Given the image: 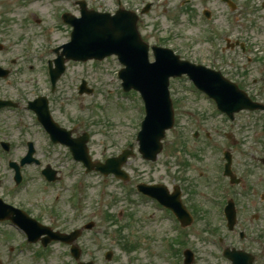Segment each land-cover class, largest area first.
Masks as SVG:
<instances>
[{
  "label": "rangeland",
  "instance_id": "374dc122",
  "mask_svg": "<svg viewBox=\"0 0 264 264\" xmlns=\"http://www.w3.org/2000/svg\"><path fill=\"white\" fill-rule=\"evenodd\" d=\"M185 1H155L154 9L141 17L138 30L143 40L150 46L172 47L170 49L176 55L194 64L229 73L230 69L225 62L233 61L231 54L217 57L216 65L210 63L209 44L204 39L207 31L199 20V11L203 7L214 16L212 22L216 26V39L220 46H225L224 38L230 28L241 29L250 47L247 55L256 61L264 60V7L260 5L261 0L251 3L258 12L252 11L242 19L224 17V8L215 2L207 4L201 0L194 1L181 8ZM112 2L87 0L88 7L107 12L114 8ZM240 3L244 4L245 1ZM54 7L60 9V12L69 11L78 16V10L71 3L59 0H0V44L3 48L0 51V65L11 71L8 78L0 80V99L18 100L25 105L27 100L37 96L46 97L61 127L73 130L74 136L82 132L88 134L87 148L92 161L103 163L132 144L134 155L122 166L129 181L122 182L111 175L102 176L97 172L86 174L81 165L71 163L65 149L50 146L41 139V133L31 125L29 113L21 111L23 115H20V122L16 124V114L4 110L0 113V138L11 143L7 158L18 162L23 156L25 150L18 140L21 135L24 141H34L37 145L36 157L44 166L49 165L60 172L59 177L62 179L51 187L44 185L37 175L39 170L30 166L21 171L23 182L15 187L13 173L5 166L6 160L3 163L0 154V193L6 196V200L15 195L16 202L24 206L32 218L59 232L67 233L82 221L93 222L97 232L84 233L76 242L81 250L80 260L106 264L104 251L111 250L113 256L108 264L180 263L181 256L173 253L177 249V234L161 219L159 213L151 209L149 201L138 199L133 193L134 187L145 183L163 184L171 189L174 184L178 185V180L184 183L187 178H195L198 171H206L205 168H208L213 178L217 152L208 148V144L204 145L203 137L194 138L193 133L201 129L211 131V141L219 143L222 140L219 138L221 129L237 132L236 137L246 141V146H249L255 139L264 142V125L257 119L248 120L245 114H240L231 123H225L219 116L210 114L209 102L193 94L185 80H172L169 92L176 128L165 133L161 141L162 150L155 162L143 160L137 152L135 141L139 120L143 118L135 108L139 110L142 102L135 92H121L120 81L116 76L121 66L113 56L101 62L67 63L56 88L52 93L49 92L50 85L43 74L42 60L45 56L52 57L50 48L64 43L69 37L66 28H59L52 21ZM32 19L41 21L42 30L36 27ZM235 36L232 34L228 37L232 39ZM29 56L36 59L28 63L25 58ZM236 60L242 61L244 58L240 56ZM12 61L16 64H11ZM28 64H32L33 70L26 67ZM81 80L85 81L86 87L93 89L92 94H78ZM260 87V100L264 102V84L261 83ZM187 111L194 113V116L186 115ZM73 126L76 128L72 129ZM239 126L241 130H238ZM215 130L218 132L214 133ZM177 140L183 142L184 148L177 149L180 155L190 158V175L187 174L183 179L179 178L184 173L180 172L181 167L177 163ZM255 179L248 177L249 188H252ZM79 213L82 216L80 222L71 221ZM8 231L10 229L0 226V241L8 238ZM161 236L165 238L160 239ZM207 236L201 218L194 226V233L188 238L189 245L196 251L192 264H208L207 259L211 260V264H226L223 260L206 256L210 250L206 245ZM63 254L65 248L52 245L49 254L38 258L36 264H59Z\"/></svg>",
  "mask_w": 264,
  "mask_h": 264
},
{
  "label": "flooded vegetation",
  "instance_id": "af4514ba",
  "mask_svg": "<svg viewBox=\"0 0 264 264\" xmlns=\"http://www.w3.org/2000/svg\"><path fill=\"white\" fill-rule=\"evenodd\" d=\"M194 1L200 0H188L187 4ZM201 1L207 4L213 2L216 4L221 3L226 7L222 0ZM241 1L228 0L232 16L242 19L246 14L252 13V11L258 12L255 7L251 6L254 0H243L245 1L244 4L240 3ZM262 6L264 7V2ZM129 8L127 5L121 9L127 10ZM200 10L202 14L204 11H208L209 17H214L210 10H206L203 7ZM139 22L140 20L138 24ZM228 34L229 36L236 34V36L232 39L228 36L224 38L225 48H220L218 57L221 58L231 54L233 61L225 62L230 69L229 73L221 72L226 78H228L227 75L233 76V78H228V80L234 82L240 90L245 91L250 99L260 100L262 95L260 86L261 83L264 84V60L256 61L249 57L242 61L236 60V58L240 59V56L243 58V55L250 47L245 38H243V31L240 32L235 29ZM16 102L19 103L18 101ZM240 114L256 115L249 117L248 120L257 119L260 121L261 118L264 119V113L260 111H243L236 114L231 121H234ZM220 116L223 117L225 123L229 121L225 116ZM221 130L222 136H219V138L222 140L219 142L218 150L212 148L213 141L209 142L212 135L208 131L201 129L200 132H195L194 134L195 138L203 135L206 139L203 141L204 145L208 144V148L217 152L215 156V176L212 178L209 175V171H207L208 168H205L206 171H198L195 178H187L184 183L178 180V185L174 184L171 189H168L170 194L174 190L179 192L181 204L180 213L177 217L167 211V214L175 220L178 231L177 238H175L177 249L173 253L174 255L182 256L183 252L188 250L193 255L196 254L195 249L189 245L188 238L194 233V226L197 221L202 218L205 233L208 235L206 237V245L210 248L206 253L208 258L220 259L226 264H230L223 256L224 251H239L247 255V257H251L252 264H264V142L255 139L249 146H246V141L236 137L238 135L237 132ZM238 130H241V126L238 127ZM217 132L218 130H215L214 133ZM181 143V141L176 142L177 145H181ZM189 160L190 158L186 160L180 159L179 161L180 172L184 173V175H180L179 178L181 179L187 174L190 175ZM225 169L231 171V174L236 179L235 182L231 183L229 178L223 175ZM250 176L256 177L254 183L251 184L252 188H249L247 184V179ZM1 188L2 181L0 180ZM15 198V195H11L6 200V196L0 193V200L8 203L12 202L15 207L22 208L29 214L24 206L14 202ZM73 222H80V220L78 218ZM6 223L9 224L8 222ZM181 223L187 224V227H182ZM85 224L87 223L82 221L77 228L82 229ZM91 225L93 227L87 232L82 231L79 238H82L84 233L97 232L94 224L92 223ZM20 234L21 232L19 231L15 235L10 233L8 238L0 241L2 246V251L0 252L2 264H36L35 259L18 257L24 240ZM27 259L29 260L28 263Z\"/></svg>",
  "mask_w": 264,
  "mask_h": 264
},
{
  "label": "water",
  "instance_id": "95a60500",
  "mask_svg": "<svg viewBox=\"0 0 264 264\" xmlns=\"http://www.w3.org/2000/svg\"><path fill=\"white\" fill-rule=\"evenodd\" d=\"M68 22L73 26L71 42L62 47V55L55 61L56 69L52 70L53 77H58L62 73L65 60L84 61L89 58L102 59L112 53L117 54L120 62L126 66L119 73L123 81L124 90L128 91L131 88L138 90L145 103L146 117L137 137L139 152L144 159L154 161L161 150L160 140L164 136V131L171 128L173 124V112L167 90L169 76L187 73L189 76L196 78V81L200 85L199 87L210 91V81L206 72L197 70V68L186 62H179L176 57H170L168 51L157 48H153L156 62L149 65L146 59L147 48L140 43L135 30V19H127V24H119L115 27L113 24L117 21L112 17L98 13L82 12L80 19L68 20ZM120 31L124 32L125 36H128V39L131 37L133 45L137 44L138 47H126V43L121 38ZM157 51L160 52V55ZM5 75L6 72L0 71V76ZM79 92L88 91L84 89L83 85ZM34 103L39 104V109L36 110L39 119L44 122V126L50 134H56L58 128L49 120L45 100L38 99ZM217 103L222 111L228 113H233L240 109L259 107L258 105L251 104L241 93L229 91L226 96H220ZM3 105H6V103L0 102V107ZM30 105L32 106V104ZM58 139L71 147L74 157L83 162L87 171L95 169L104 175L112 173L117 178L126 179V175L120 170V167L126 162L127 157L131 154L130 151H124L119 157L108 159L104 164H93L88 158L85 147L87 141L86 135L78 141ZM24 162L25 160L21 163L23 164ZM12 166L15 165L12 164ZM48 172V170L44 171L45 174ZM19 179L18 168L16 167V180L19 181ZM49 179L52 178L49 177ZM139 188L146 191V187L144 186H140ZM25 228L29 229V227ZM73 238L71 237V239ZM190 261L191 256L186 258L185 264H189ZM232 261L233 264H240L242 262L236 256L232 257Z\"/></svg>",
  "mask_w": 264,
  "mask_h": 264
}]
</instances>
